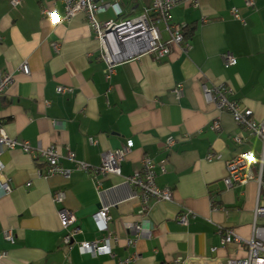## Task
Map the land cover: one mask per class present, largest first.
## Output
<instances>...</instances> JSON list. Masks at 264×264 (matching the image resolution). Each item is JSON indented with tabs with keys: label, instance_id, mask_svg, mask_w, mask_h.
Returning <instances> with one entry per match:
<instances>
[{
	"label": "crops",
	"instance_id": "obj_1",
	"mask_svg": "<svg viewBox=\"0 0 264 264\" xmlns=\"http://www.w3.org/2000/svg\"><path fill=\"white\" fill-rule=\"evenodd\" d=\"M10 2L0 0V73L15 75V81L0 95V126L18 144L28 143L34 154L17 147L0 157V174L11 189H0V264H225L245 259L246 248L223 241L228 234L252 239L258 186L226 190L223 181L227 163L258 142L231 114L208 105L203 87L232 90V101L264 120V0H255L252 9L244 0L180 6L171 23L189 27L188 51L170 45L163 60L140 55L114 63L104 59L83 16L58 27L44 16V11L61 15L63 0H26L17 10ZM116 2L101 0L107 7L101 22L118 20L112 8ZM119 6L122 19L129 20L145 15L150 1L120 0ZM234 10L241 20L232 16ZM163 40L169 43L168 34ZM226 54L234 56L236 66L226 64ZM24 62L28 77L18 74ZM60 87L71 92L59 95ZM215 121L220 131L211 130ZM169 139L174 140L170 147ZM38 147H55L60 165L73 170L70 178L42 174L47 162L35 151ZM121 150L127 152L121 178L93 172L104 154ZM69 152L93 171H75ZM147 159L157 169L158 187L170 190L172 200L151 202L144 214L140 192L122 178L140 172ZM58 195L63 202L56 201ZM102 207L109 208L107 234L117 237L114 258L96 259L77 247L106 236H100L93 220ZM62 211L75 217L72 247L64 244ZM184 213L190 214L188 227L179 221ZM126 224L145 225L150 238L127 231ZM7 233L13 243L5 240Z\"/></svg>",
	"mask_w": 264,
	"mask_h": 264
},
{
	"label": "built area",
	"instance_id": "obj_2",
	"mask_svg": "<svg viewBox=\"0 0 264 264\" xmlns=\"http://www.w3.org/2000/svg\"><path fill=\"white\" fill-rule=\"evenodd\" d=\"M26 0H11L13 9H19ZM119 1L112 6L118 18L117 21L101 22L99 16L106 12L107 7L101 3V0H63L64 10L61 15L44 11V16L51 22L54 27L63 24H69L75 18L83 16L87 24L91 27L96 35V41L100 44L104 59L110 63L120 62L129 57L140 55H149L155 61L163 60L170 54V45L184 47V51L190 49V45L186 42L184 36V26L174 25L171 23L172 12L180 7L191 5L198 6V0H150V7L145 11V15L134 19H122L123 12L119 6ZM246 7L252 9L255 6V0H244ZM232 16L241 20L236 11H232ZM161 26L164 30L161 29ZM163 33L168 34L169 43L165 44ZM229 66H236L237 61L231 54L223 57ZM112 69V68H111ZM112 71V70H111ZM18 74L22 76H30V69L27 62H24ZM15 75L8 73H0V95L4 94L14 83ZM204 95L206 103L214 106L220 113H229L234 118L237 125L245 130L251 137L260 142V151L257 153L253 148L246 152L238 154L235 158L227 163V176L223 183L226 190H232L239 186H246L255 183L258 186V203L254 213V233L250 240H244L236 235L228 234L224 241V245L235 244L246 248V258L242 260H228L225 264H264V120L257 121L254 112L246 109L238 102L232 101L234 92L225 87H215L209 89L204 86ZM68 88H58L59 95L70 93ZM178 97L182 96V89L176 90ZM221 126L215 121L211 127L212 131H220ZM241 143L240 139L234 140ZM92 144H95L91 140ZM174 143L173 139H169L168 146ZM20 147L22 151L29 155L34 154L28 143L20 145L16 141L10 139L0 126V157L6 150ZM41 157L47 162V169L42 174L46 176H61L69 179L73 170L65 169L60 165L61 156L55 147L43 149L38 147L36 150ZM127 152L124 150L114 153H106L103 155L102 165L99 169L92 168L77 160L75 153L69 152L67 159L74 165L75 171L94 172L98 175L121 178V166L125 160ZM213 160V156L209 157V161ZM123 183L129 187L135 188L140 192L142 200V213L148 211L151 202L169 203L172 200L170 190L160 189L157 185V169L150 160H145L143 169L132 177L122 178ZM0 189L5 193L11 191L9 181L0 174ZM57 202H63L64 196L58 195ZM190 214L184 213L179 218L181 225L189 226ZM61 225L66 235L64 244L72 247L74 237L77 231L70 230L76 221L72 213L67 211L60 212ZM93 220L97 226L98 233L104 235L100 240L91 242H82L77 245L79 251L83 254H89L92 257L114 258L113 244L117 242V237L107 234L109 220V208L102 207L100 211L94 215ZM262 222V223H259ZM125 229L136 233L137 236L150 238L151 233L146 232L145 225L126 224ZM146 228V229H145ZM145 232V233H144ZM5 240L13 243L14 237L11 233L5 234ZM137 241V240H136ZM135 243V242H134ZM127 264V263H122ZM175 264H188L187 261H176Z\"/></svg>",
	"mask_w": 264,
	"mask_h": 264
},
{
	"label": "rangeland",
	"instance_id": "obj_3",
	"mask_svg": "<svg viewBox=\"0 0 264 264\" xmlns=\"http://www.w3.org/2000/svg\"><path fill=\"white\" fill-rule=\"evenodd\" d=\"M161 29L163 30V27L162 26H161ZM256 141L258 142L259 145L258 144H255L254 145V143H252V146L251 147L258 153L260 151V146L261 145H260V142L258 140L253 139L252 142H256Z\"/></svg>",
	"mask_w": 264,
	"mask_h": 264
},
{
	"label": "trees",
	"instance_id": "obj_4",
	"mask_svg": "<svg viewBox=\"0 0 264 264\" xmlns=\"http://www.w3.org/2000/svg\"><path fill=\"white\" fill-rule=\"evenodd\" d=\"M191 34L192 33L190 32L189 27H185V29H184V36H185L186 42H187V39H190L191 38V36H192Z\"/></svg>",
	"mask_w": 264,
	"mask_h": 264
}]
</instances>
